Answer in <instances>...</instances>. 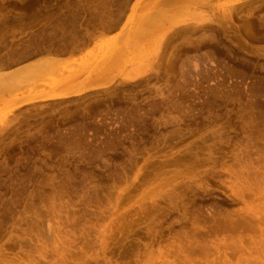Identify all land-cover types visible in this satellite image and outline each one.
<instances>
[{
    "label": "rangeland",
    "instance_id": "374dc122",
    "mask_svg": "<svg viewBox=\"0 0 264 264\" xmlns=\"http://www.w3.org/2000/svg\"><path fill=\"white\" fill-rule=\"evenodd\" d=\"M228 1L0 0V264H264V0Z\"/></svg>",
    "mask_w": 264,
    "mask_h": 264
},
{
    "label": "bare ground",
    "instance_id": "6f19581e",
    "mask_svg": "<svg viewBox=\"0 0 264 264\" xmlns=\"http://www.w3.org/2000/svg\"><path fill=\"white\" fill-rule=\"evenodd\" d=\"M240 1H242V0H229L228 4L227 3L226 4L227 5L236 4V3L240 2ZM103 86L105 87L106 84L101 86L102 89L104 88ZM54 87H56V85L51 87L50 90H52ZM73 89L72 90H64L62 92H54L53 91L54 93L51 92L50 94H49V91H45V92H42V93H39V94L37 93V95L33 94V97H30L32 95L27 96L26 98L23 97L25 99L21 98L22 99L21 101H18V102L15 101V103L13 102L14 104H12L10 107H8V109L5 111V113L3 115V119L2 120H4L8 115L12 114V112L15 111L16 109H18V108H20L22 106L28 105V104H30L32 102L34 103V102L43 101V100H45V101L47 100L48 101V100L63 99V98L70 97L71 95H75L76 96V94L77 95L78 94H83V93H86L87 91L89 92L90 90H92V88H90L89 90L83 89L85 91L82 92V89H80V90L78 89L77 91H73ZM0 123H2V122H0ZM3 123H4V121H3Z\"/></svg>",
    "mask_w": 264,
    "mask_h": 264
}]
</instances>
